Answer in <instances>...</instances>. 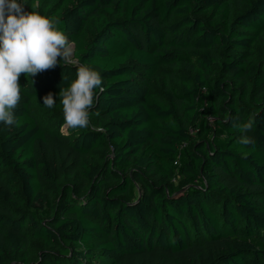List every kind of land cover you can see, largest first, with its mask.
Listing matches in <instances>:
<instances>
[{"label": "trees", "instance_id": "16d2710c", "mask_svg": "<svg viewBox=\"0 0 264 264\" xmlns=\"http://www.w3.org/2000/svg\"><path fill=\"white\" fill-rule=\"evenodd\" d=\"M17 2L76 64L0 122V264H264V0ZM79 65L101 85L65 134Z\"/></svg>", "mask_w": 264, "mask_h": 264}, {"label": "clouds", "instance_id": "9594fccd", "mask_svg": "<svg viewBox=\"0 0 264 264\" xmlns=\"http://www.w3.org/2000/svg\"><path fill=\"white\" fill-rule=\"evenodd\" d=\"M72 53L67 37L57 30L51 19L38 12L25 11L17 0H0V122L8 126L15 122L13 110L21 99V74L34 77L55 68L58 58L75 63L71 59ZM100 85L98 72L84 65L78 67L77 78L59 93L65 128L88 126V110L93 105L95 89ZM55 103L51 93L43 98V105L48 108ZM252 130V121L240 128L242 133ZM239 143L247 146L254 140L243 136Z\"/></svg>", "mask_w": 264, "mask_h": 264}, {"label": "rangeland", "instance_id": "374dc122", "mask_svg": "<svg viewBox=\"0 0 264 264\" xmlns=\"http://www.w3.org/2000/svg\"><path fill=\"white\" fill-rule=\"evenodd\" d=\"M18 3H21V2H18ZM71 46H72V48H73V53H74V43H69ZM73 53H72V57H71V59L73 60V61H75V63H73V64H76V60L74 59V57H73ZM78 65V64H77ZM80 66V65H79ZM61 130L63 131V133H65V134H68V128H65L64 127V125L62 126V128H61ZM78 131V128H72V130L70 131V132H77ZM138 194V193H137Z\"/></svg>", "mask_w": 264, "mask_h": 264}]
</instances>
